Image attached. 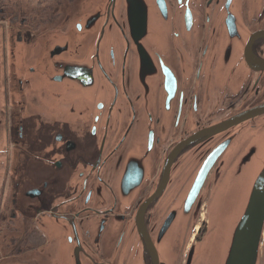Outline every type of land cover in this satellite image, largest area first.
Instances as JSON below:
<instances>
[{
    "label": "flooded vegetation",
    "instance_id": "flooded-vegetation-1",
    "mask_svg": "<svg viewBox=\"0 0 264 264\" xmlns=\"http://www.w3.org/2000/svg\"><path fill=\"white\" fill-rule=\"evenodd\" d=\"M84 1L49 28L26 15L2 29L0 264H156L173 211L183 238L163 263L186 264L208 211L181 215L182 197L221 145L230 141L205 184L238 160L236 133L252 140L264 128V115L246 116L264 107V0L234 2V44H250L256 62L231 71L230 85L216 75L229 42L223 0H146L152 27L143 34L131 31L120 0L54 49L59 40L43 37L69 34Z\"/></svg>",
    "mask_w": 264,
    "mask_h": 264
},
{
    "label": "water",
    "instance_id": "water-1",
    "mask_svg": "<svg viewBox=\"0 0 264 264\" xmlns=\"http://www.w3.org/2000/svg\"><path fill=\"white\" fill-rule=\"evenodd\" d=\"M145 1L127 0L130 29L140 34L152 27V23L146 18ZM223 1L224 13L229 15V42L222 50L223 65L216 70V75H221L230 85L232 79L225 77L231 75V71H246L249 69L247 66H253L256 60L251 55L250 44L245 49L234 44V40L242 36L231 21L236 14L233 10L236 0ZM120 3V0H85L70 22L69 34L64 35L56 30L48 32L43 38L59 40L56 48H53L62 50L65 47H60V40L71 36L73 32L94 29L107 17L110 10L116 11ZM261 36L252 35L250 38L254 41ZM236 56L242 59L236 62L238 69H231L230 60H234ZM139 69L144 70L140 65ZM90 83L87 80L83 85L89 86ZM248 111V117L264 115V107H255ZM244 118L245 116H240L237 119L223 120L212 126L211 131H228L227 129L236 126ZM252 135L254 138L251 140L248 131L235 134L238 160L225 163L223 169L220 167L205 184L204 176L213 166L212 158H218L227 149L230 141L227 140L221 145L215 155L203 164L202 170L193 180L192 192L182 197L181 205L177 209L181 215L183 210H190L193 206L195 216L202 212V208L208 211L205 231L198 240L193 241L186 264H264V128L258 129ZM174 212L170 214L158 237L159 246L163 248L161 252H156V264H164V258L168 256L175 241L182 242L183 235L178 230L180 218L176 225Z\"/></svg>",
    "mask_w": 264,
    "mask_h": 264
},
{
    "label": "rangeland",
    "instance_id": "rangeland-1",
    "mask_svg": "<svg viewBox=\"0 0 264 264\" xmlns=\"http://www.w3.org/2000/svg\"><path fill=\"white\" fill-rule=\"evenodd\" d=\"M79 0H0V40L2 29L8 30L10 19L30 15L38 22L40 29L49 28L68 19L66 14L71 15ZM71 11V12H70ZM6 17V18H5ZM29 17V16H27ZM6 19V20H5ZM0 109V141L3 138L4 122ZM1 182V180H0Z\"/></svg>",
    "mask_w": 264,
    "mask_h": 264
}]
</instances>
